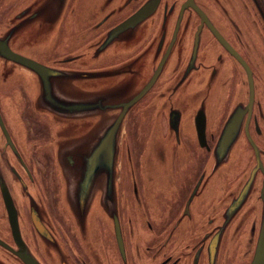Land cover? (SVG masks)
Returning a JSON list of instances; mask_svg holds the SVG:
<instances>
[{"label":"flooded vegetation","instance_id":"af4514ba","mask_svg":"<svg viewBox=\"0 0 264 264\" xmlns=\"http://www.w3.org/2000/svg\"><path fill=\"white\" fill-rule=\"evenodd\" d=\"M148 1L129 0L125 5L132 4L128 13L111 24L108 18L100 24L109 27L91 43L92 52L108 61L112 53L116 58L114 66L106 63L103 74L92 77L99 83L88 84L91 79L84 76L86 72L76 68L80 79L69 84L76 93L68 97L59 88L58 75H50L47 90L35 72L39 79L36 91L24 98L22 106L11 105L21 118L17 139L0 107L11 137L0 125V197L3 200L1 186L7 184L12 192L15 181L27 198L20 208L12 192L21 230V215L26 213L35 231L28 240L22 230L29 254L41 264H112L104 239L109 238L104 234L109 225L118 264H252L256 255L264 220V88L262 76L252 65L251 37L255 34L264 48V0H236L237 4L194 0L201 11L189 6L183 12L182 5L188 0H160L144 20L114 33ZM45 11L39 6L20 13L9 31L0 35V42L8 39L10 47L24 55L13 46V39L35 20L50 21ZM118 54L126 58L116 67ZM0 59L19 64L1 54ZM163 59L154 84L127 113L113 167L100 158L92 179L84 180L88 157L114 121L109 123V111L118 115L123 104L150 83ZM81 79L85 85L79 84ZM195 83L197 88L190 89ZM98 104L107 108L95 109ZM188 109L193 111L195 152L190 149L194 139L186 138L182 130ZM209 109L219 114L217 129L210 135ZM36 113L51 116L52 126L40 123ZM102 113L106 116L99 126ZM200 113L206 115L203 141L196 128ZM57 116L68 120L67 135L61 130L56 135ZM227 126L230 139L225 147ZM51 142L54 165L38 151ZM110 172L114 175L113 194L109 193ZM213 181L218 184L210 191ZM152 185L162 188L152 190ZM40 189L47 192L46 201L42 194L35 196ZM152 192L158 211L148 207ZM51 212L56 213L55 221ZM4 213L8 217L5 204ZM152 215H158L156 231L126 235L127 225L147 223ZM115 216L121 225V244ZM34 217L45 226L44 232L37 230ZM148 225L151 228L150 222ZM0 238L19 250L11 227L9 238ZM0 264L7 263L0 258Z\"/></svg>","mask_w":264,"mask_h":264},{"label":"rangeland","instance_id":"374dc122","mask_svg":"<svg viewBox=\"0 0 264 264\" xmlns=\"http://www.w3.org/2000/svg\"><path fill=\"white\" fill-rule=\"evenodd\" d=\"M129 0H0V35L5 34L9 31L13 23L16 22V18L23 11H34L37 7L43 6L46 11L44 12L47 19H50L47 23H41L40 20H35L32 23L29 21V25L22 28L19 33L13 39V46L24 53L27 57H30L38 62L57 70H61V74L58 75L57 83L60 90L68 97L70 93L75 94L69 84H72L80 79L76 76V68L85 71L84 76L88 79L89 84L93 81L94 85L96 79L92 77H98L103 74L106 63L111 62L114 66L116 58L115 53L110 56V61L102 58L103 55L93 54V48L90 47L91 43L97 39L100 34L106 32L109 24L100 25L103 19L108 18L111 24L117 17L128 13L132 8V4L126 5ZM233 3L237 4L236 0H232ZM43 14H39L42 16ZM44 16V15H43ZM254 21L257 23V19L254 16ZM158 27V26H157ZM156 27V28H157ZM252 41V65L256 70V74L262 76V88H264V48L257 42L255 34L251 37ZM117 55L116 67L124 63L126 55H122L119 58ZM100 79V78H99ZM79 84L85 85V79ZM202 82V81H198ZM39 79L37 74L29 68L23 67L20 64L13 63L8 60L0 59V107L5 116H7L10 126V130L16 135L20 133L21 118L18 110H13V106H22L24 98L30 97V93H34L38 87ZM91 84V83H90ZM197 88V84H193L190 89ZM215 103V101H212ZM118 112L109 111V123L116 117ZM186 123L183 124L182 130L185 133V137L194 139L193 147L190 149L194 152L198 148L195 141V131L193 130L194 118L193 111L190 109L186 110ZM209 115V126L208 133L214 132L217 129V123L219 121L218 112L213 113V109L208 110ZM105 113H102V117L98 120V125L101 126L104 122ZM35 117L42 124L50 123L52 126V118L47 114L36 113ZM65 131V135L69 133L68 120H63L56 117V135L58 131ZM158 133V130H156ZM163 135L166 136V132L163 131ZM62 139V138H61ZM27 146L29 144L27 143ZM38 148V146H36ZM54 143H46L44 146L38 148L39 155H44L45 159L48 160V164H55V155L53 153ZM206 159V157H205ZM191 163H189L188 169L190 170ZM211 170V166L208 168ZM61 175V174H60ZM63 179L58 184L61 187ZM158 182L163 186V178L158 179ZM57 183H59V176L57 177ZM12 188L13 195L20 208L26 205L27 198L20 192L19 187ZM218 184V183H217ZM216 181L212 182L210 191L212 188L217 186ZM152 190H161L160 186H151ZM41 191V192H40ZM35 190L34 194L37 198L42 194L46 201L45 190ZM151 200L149 209L152 211L157 210V199L154 192L151 193ZM55 209H56V203ZM63 208V207H62ZM156 211V212H157ZM96 212L100 215L99 209L96 208ZM155 216L150 217V221L147 223H137L136 225L126 226V235L128 234H151L153 231L158 229V221L155 220ZM51 218L56 220V213L51 212ZM110 222V220H108ZM151 223V228L148 223ZM111 223V222H110ZM21 224L23 233L28 240H32L34 236V228L27 214L21 215ZM28 226V229H27ZM107 228V227H106ZM135 228V229H133ZM110 229L113 228L109 225V229L104 232L109 238H104L107 242V254L108 259L112 264H118L117 248L114 246L115 239L112 236ZM0 235L9 238L10 226L8 223V217L4 213V203L0 197ZM247 241H242L246 244ZM6 249L0 245V258L7 264H20L16 259L6 253Z\"/></svg>","mask_w":264,"mask_h":264},{"label":"water","instance_id":"95a60500","mask_svg":"<svg viewBox=\"0 0 264 264\" xmlns=\"http://www.w3.org/2000/svg\"><path fill=\"white\" fill-rule=\"evenodd\" d=\"M160 0H149L144 6H142L137 12H135L131 17H129L124 23H122L120 26H118L114 33H118L119 31H122L123 29L134 26L144 20L147 16H149L159 5ZM193 7L199 11H201V8L195 3L194 0H188L187 3H184L182 5L181 11L183 12L186 7ZM180 24V18L177 23V28L174 34V40L176 38V33L178 31V27ZM215 33L218 35V37L221 38V40L230 47L229 43L222 37V35L214 28ZM231 48V47H230ZM0 54L4 56L5 58L12 60L14 62H17L19 64H22L30 69H32L34 72H36L40 77L43 79L44 85L47 90L50 89V75H59L61 74L60 70L50 68L37 60H34L30 57H27L21 53H18L14 51L9 43L8 39H6L4 42H0ZM239 58V57H238ZM241 61V59L239 58ZM165 63V60L163 59L162 63L160 64L158 70L156 71L154 77L150 81V83L133 99H131L129 102H126L123 104L122 111L117 115V117L114 118V121L110 126L108 127V130L103 134V136L100 138L99 142L96 144V146L93 149L92 154L88 157V164L86 167V172L83 174V179L88 180L92 179L91 176H94V166L99 162L100 158L101 161H105L108 163V165L112 168L114 161H115V154L116 149L118 145V141L120 138V134L122 132L125 119L127 116V113L131 106H133L137 101H139L146 92L150 89V87L154 84L157 76L162 70V67ZM249 76L251 77V72L248 70ZM94 104V103H93ZM101 104L95 105V109L100 108H107V107H101ZM110 110V106L108 107ZM120 108V107H118ZM203 115V116H202ZM0 125L3 128L4 132L6 133V136L11 139L10 134L5 126L4 120L0 113ZM197 132L198 137L200 138V141H203L206 138V115L205 113H200L197 118ZM229 131L230 126H227L225 134L223 136V141L225 144V147L229 144ZM14 146V144H13ZM15 147V146H14ZM100 161V162H101ZM113 176V177H112ZM114 175L112 172H110V181L111 182V188L109 189V193H114ZM88 184V182L86 183ZM2 189V195L4 204L8 213V220L11 227L13 238L19 247V250H16L13 248L12 245H10L8 242L0 238V244H2L4 247L14 251L18 256H20L26 264H41L34 258L32 255L29 254L27 243L25 242L20 226V219H19V212L17 205L15 203L14 197L12 195V192L7 184H4L1 186ZM115 221V232L117 236L118 242L121 244L123 241L122 238V230L119 218L117 216L114 217ZM34 225L37 228L39 232H44L45 226L42 224L40 220H37L34 217ZM252 264H264V220H263V226L260 233V238L258 241L257 251L256 255L253 259Z\"/></svg>","mask_w":264,"mask_h":264}]
</instances>
